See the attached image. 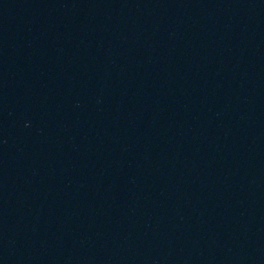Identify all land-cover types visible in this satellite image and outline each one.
I'll list each match as a JSON object with an SVG mask.
<instances>
[{"label": "water", "instance_id": "95a60500", "mask_svg": "<svg viewBox=\"0 0 264 264\" xmlns=\"http://www.w3.org/2000/svg\"><path fill=\"white\" fill-rule=\"evenodd\" d=\"M0 264H264V0H0Z\"/></svg>", "mask_w": 264, "mask_h": 264}]
</instances>
